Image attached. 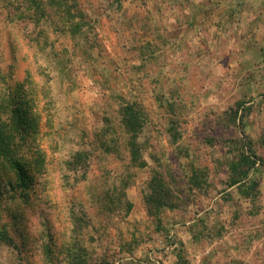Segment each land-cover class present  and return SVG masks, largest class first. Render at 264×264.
<instances>
[{"label": "rangeland", "instance_id": "1", "mask_svg": "<svg viewBox=\"0 0 264 264\" xmlns=\"http://www.w3.org/2000/svg\"><path fill=\"white\" fill-rule=\"evenodd\" d=\"M119 2L67 0L96 18L72 35L0 0V92L25 87L44 152L29 201L2 190L0 264H76L75 247L85 264H264V11L225 25L210 0ZM240 151L255 165L229 186ZM154 187L170 205L148 212Z\"/></svg>", "mask_w": 264, "mask_h": 264}, {"label": "trees", "instance_id": "2", "mask_svg": "<svg viewBox=\"0 0 264 264\" xmlns=\"http://www.w3.org/2000/svg\"><path fill=\"white\" fill-rule=\"evenodd\" d=\"M119 1L117 0V5L121 6ZM18 2L23 3L26 9L32 10V17L36 15L37 21L45 18L49 20L47 25L53 24L55 30L66 31L72 35L82 34L85 26H90L96 21L95 17L92 18L82 9H71L72 5H66L67 0H18ZM24 88L20 86L17 91L0 92V196L2 190H5L8 192L4 194L5 198L12 201L18 199L29 201L30 193L34 195L37 191V176L44 172V152L39 133L40 113L36 111L32 100L27 98ZM122 110L120 122L125 134L128 135V146L133 159H136L138 155L136 139L144 125L145 117L142 109L133 100L126 101ZM75 161H78V158ZM254 165V160L244 151L234 154L227 165L230 177L228 185L241 186L245 183ZM255 183L252 182L253 187ZM151 190L153 194L146 196L148 206L150 204L148 212H151L152 208L157 210L170 205L162 200L164 197L161 194L166 192V189L154 187ZM77 235L79 233L73 237V244L77 242L75 237L81 240ZM77 249L78 247H75L71 250L70 256H76L74 260L76 264H85L86 258L79 252L76 253ZM104 263L113 264L111 260Z\"/></svg>", "mask_w": 264, "mask_h": 264}, {"label": "crops", "instance_id": "3", "mask_svg": "<svg viewBox=\"0 0 264 264\" xmlns=\"http://www.w3.org/2000/svg\"><path fill=\"white\" fill-rule=\"evenodd\" d=\"M210 1L213 3V8L215 9L212 10L211 16L215 17L217 15L218 17L215 19L217 21L222 17L221 21L225 22V25L232 18L234 25L243 23L238 22L237 19L246 23L254 22L259 13L264 11V0H215V3L213 0ZM194 4L192 3L190 6H195ZM196 6H200L199 3H196ZM192 10L195 12L194 9Z\"/></svg>", "mask_w": 264, "mask_h": 264}]
</instances>
